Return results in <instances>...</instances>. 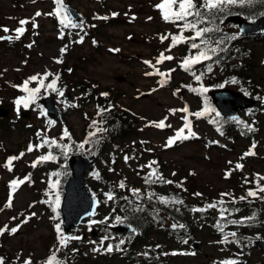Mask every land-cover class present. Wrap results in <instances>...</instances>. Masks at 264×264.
I'll return each mask as SVG.
<instances>
[{
  "label": "rangeland",
  "instance_id": "374dc122",
  "mask_svg": "<svg viewBox=\"0 0 264 264\" xmlns=\"http://www.w3.org/2000/svg\"><path fill=\"white\" fill-rule=\"evenodd\" d=\"M159 2L160 0H65L66 4L76 7L85 16L83 18L84 30L80 32L79 29H72L69 31L72 33L71 36L66 32L64 38L61 39L60 36L56 37V33L52 31L57 29L51 21L52 17L44 15V13L51 12L53 4L51 0H35V2L34 0H0V27L10 29L8 33L0 30V36L11 35L14 37L15 33L11 30L20 26L19 20L30 19L37 11L42 13L40 17L35 18L38 27L33 29L31 23L25 25L27 31L20 39L0 40V102L2 100L0 107L7 109L8 112L7 116H0V208H3V211H0V227L5 224L9 228L14 227L31 213H36L26 224L21 225L15 235L5 233L0 236V248L7 254L6 260L9 262L13 260L12 264H19L26 257H30L33 264H41L40 262L45 261L51 251H54L58 246L55 224L60 219H53L56 212H53L49 204L41 203V201L50 198L45 195L50 191L49 180L42 175L46 170L37 171L31 167V161L37 159L38 151L27 152L29 144L27 139L29 136L31 138V129H36L56 139L58 132L64 126L68 129L72 127L77 136L81 135V127L84 122L82 117L89 114L82 115L81 113L80 108L84 99H81L79 90L75 88L76 82H83L91 87L95 86L96 91L100 90V94L109 90L111 96L116 97L114 101L119 106L136 114L137 117H134L137 119L138 126L126 143L118 141L117 146L120 148L114 149V153L109 154V162L114 166H112V170H109L108 167L107 172L110 173L108 182L117 190L104 186V192L101 193L103 198V207L100 209L103 213H101V219L96 218L97 223L95 224H91L88 219H85L79 226L66 233L82 238L71 241L67 249H63L57 254L59 258L70 251V258H68L69 255L62 258L66 264H125L124 261H121L116 250L112 253L92 251L106 235L110 237L108 242L112 241L114 249L119 240L123 239L122 236L125 237L123 232L120 236L118 232L110 230L109 227L98 221L109 223V220L105 219L110 214L109 210L114 207L116 195L121 194L122 191H129V187L137 189L138 181L142 186H145V180L140 178V174L148 176L151 169L142 166L153 161L155 156L160 158L161 163H156L153 167L158 173H162L166 180H171L174 183H165L164 185L158 181L155 183L157 187L150 188V185L148 192L155 191L164 196L167 192L173 191L176 201H183L181 204H176L196 205L192 209L204 208L207 204L221 199L225 201V204L219 207L229 208L232 203L231 198L221 197V193H230L231 197H235L237 200L240 196L246 195L249 188H255L254 183H244L245 177L252 181L255 180L257 174L264 176V99H259L254 107L248 108L240 114L241 121L245 124L252 123V128L255 129V131H249L248 137L232 128H228L230 129L228 133L223 131L226 134L221 135L214 125L209 124L210 120H217L214 118L215 113H211L200 119H196L194 116L189 117L193 122V131L197 134L195 138L177 141L172 147H165L168 138L174 137L176 131L184 123L180 117L185 113L177 112L172 115L169 112L170 109H180L185 105L190 112L200 111L205 106L213 108L208 102L207 96L191 91L188 86L197 89L203 86L209 92L210 89L227 83H215L213 80L219 76L215 72H206L201 79L203 84L199 86L193 76H187L186 72L180 68L179 59L182 57L180 47L168 52L166 49L170 39L164 43H161L159 39L161 34L178 32V28L174 24L162 20L159 10L154 7ZM112 13L119 15L113 16ZM131 15L135 16V19H132ZM104 16H107L108 19L94 18ZM148 17H152V19L148 20ZM229 30L235 31L236 29L229 26ZM58 31L61 33L60 29ZM77 32H80V35H84V32L87 33L83 43L72 42L79 39L76 35ZM246 41L252 54L250 57L248 56L244 65L246 67L244 75L247 76L242 78L241 82L246 85L252 81L262 89V98H264V38L259 40L247 38ZM29 44L32 46L28 47ZM64 45H68V50L63 56V63L57 64L54 58L60 57V49ZM111 49H120V51L113 52L110 51ZM122 50H127L128 54L123 53ZM161 52H164L165 55H173L175 59L165 61L156 67L163 72L176 69L172 73L171 79H168L163 87L160 86L159 81L164 78L158 75H145V72L153 71V69L144 63L149 60L156 64V58ZM200 68L201 66H198L196 70L200 71ZM69 69H71V74L67 75ZM46 70L59 73L61 79L58 81L57 87L68 92L66 98L44 90L40 95L42 97L48 93L54 96L55 105L60 110V118L53 120L49 117L38 99L36 104L28 108L29 116L26 123L30 125V129L23 127L20 123L11 125L8 118L16 117L18 112L14 103L16 95L13 93H17L19 89L13 85H22L28 77L44 73ZM120 75L124 77L123 81L117 80L116 77ZM51 79L52 77H49V80ZM208 83L211 85H206ZM36 86L35 82L30 85V87ZM227 87L235 88L236 86L228 85ZM153 89L156 90L152 91ZM177 89H179L178 92ZM144 92L148 94L142 96ZM174 93L176 94L174 95ZM22 109H24L23 106L20 107V110ZM84 109L88 110L85 107ZM42 111L45 113L44 115H41ZM165 117L168 118L165 123L171 124L170 128L146 127L150 121L158 122ZM49 120L55 121V124L50 125ZM185 131L187 132V130ZM141 141L145 143L141 144ZM253 142L256 144L254 149L256 155L241 159L243 154L251 148ZM90 144L91 148L84 151L86 154L97 155L98 145ZM147 149H151V151H147ZM21 152H24L25 156L14 161L13 170L8 171L4 167L6 158L18 156ZM125 155L135 158L129 159L126 163ZM229 161L232 163L229 164ZM98 162H100L99 156L95 158V165ZM237 163L244 165L242 170L235 169ZM226 171L232 173L228 178H225ZM28 174H31V181L21 185L15 193L13 207L4 208L8 200L10 181L17 178L23 179ZM117 179H120V182L123 181L127 189L119 188V184H115ZM91 181L95 183L97 190L101 189V186L93 178ZM181 182L182 186L178 187L177 185H181ZM108 191L115 194L113 200H107L105 193ZM195 193H202V195L197 196L194 195ZM43 195L44 197H42ZM243 201V206L249 210L250 208L247 206L249 203L247 200ZM251 204L258 203L253 201ZM30 205L31 207H29ZM219 207L201 212V214L211 216L213 220L202 218L204 225L201 230L195 233L194 240L198 242L196 249L192 246L191 241L185 244L183 239L169 238L161 235L158 231H151L148 234V241L153 242L154 246L162 247V256L156 257L159 259L158 264H220L221 261L228 258L238 259L240 262L245 261L247 264H264V249L251 242L253 238L257 239V237L264 239L262 233H238L239 239L244 240L240 246L232 243L226 248L218 242L214 235V223L219 221L226 227L236 226L228 221L240 220L241 215H244L225 213L227 220H221ZM216 212H219V216H216ZM157 215L162 218V223H171L169 219L165 218L166 214L165 217L162 214ZM12 217L17 219L13 220ZM91 227L96 229L97 236L91 235L89 231ZM225 230L229 231L228 228ZM93 241L96 243H92ZM107 244L106 240L104 247H107ZM73 248L78 251L73 253ZM173 252H194L195 255H172ZM164 253H168V255ZM18 257L20 259H17ZM42 263L44 264V262Z\"/></svg>",
  "mask_w": 264,
  "mask_h": 264
},
{
  "label": "snow or ice",
  "instance_id": "6c2138e0",
  "mask_svg": "<svg viewBox=\"0 0 264 264\" xmlns=\"http://www.w3.org/2000/svg\"><path fill=\"white\" fill-rule=\"evenodd\" d=\"M35 2V0H34ZM53 3L55 5V8L52 12L44 13V15H50L55 16L59 24L61 25V36L60 38H64V29L72 28V29H79L80 32H83L84 30V21L81 19L79 21H76L73 17V14L68 8V6L65 3V0H53ZM264 6V0H160L159 3L154 5L156 9L159 10L161 18L166 23L174 24L178 29L179 32L176 34L173 33H166L161 34L159 36V39L161 43H164L165 41L170 39V43L168 45V48L166 51L171 52L174 48L178 47L181 44H188L189 46V55L185 56L182 61L180 62V67L186 71L191 72V75L195 78L197 82L201 81L202 76L204 75L203 72H200L197 74V72L194 70L195 66L198 64H203L206 61H212L213 63H219V53L227 51V48L223 47L226 42H230L232 40H235L237 36L235 34L229 35L227 33H223L220 27V23H223V19L227 15H231L230 9L234 7H246V6ZM223 14V15H221ZM264 14V13H262ZM42 13L40 11H37L34 14V17L28 19H22L18 21L19 27L15 28L14 31L15 36H0V40L3 39H20L25 32L27 31L25 25H28L31 23L32 28L35 29L38 27V24L36 23V17H40ZM113 16L119 15L118 13H112ZM127 15V14H126ZM95 19H102L107 20L108 17H94ZM132 19H135V16H132ZM152 17H148V20H151ZM219 21L220 23H217ZM203 25V26H202ZM92 27H95V25H92ZM0 30H2L4 33L10 32V29L7 27H0ZM80 32H77L76 35L79 37V39L72 41L73 43H83L84 42V36L87 35L86 32H84V35H80ZM191 33V35H185V33ZM67 35L71 36L72 33L68 32ZM131 39V37H129ZM93 43H96L93 41ZM32 45L29 44L28 47H31ZM68 50V45H64L60 49V57L54 58L55 63L62 64L63 63V56L66 54ZM194 50V51H193ZM110 51L113 52H119L120 49H111ZM214 57L216 58L214 60ZM175 57L173 55H165L164 52H161L159 56L156 58V64H153L152 61L146 60L144 63L148 65L150 68L153 69V71L145 72L146 76H154L158 75L164 79L159 81L160 86L163 87L164 84L167 82L168 79H171L172 73L176 69H169L167 72L161 71L159 68L156 67V65L163 64L165 61H173ZM207 70L208 72L212 71V64H207ZM68 71H71L69 69ZM49 77H52L50 82L46 83V81L49 80ZM61 76L59 73H52L51 71H45L44 73H37L34 74L27 79L23 81L22 85H13V87L19 88L25 95H22L15 99L14 103L16 105V109L19 112L20 107L23 106V108H29L31 105L36 104L37 100L40 98L42 90L44 91H51L54 93H57L58 96L63 97L64 91L62 88L57 87L58 81H60ZM35 82L36 87H30V85ZM232 84H237L239 81L236 80V78H232L230 81ZM95 87V86H93ZM189 89L193 92H199V93H206L208 91L207 88L201 86L199 89L193 88L191 86H188ZM220 87H223V85H220ZM156 89H153L152 91H155ZM179 89H177V92ZM176 93H174L175 95ZM101 96L107 97L108 93H101ZM245 95H249V93L245 92ZM257 99H264L262 97H257ZM75 106V105H73ZM37 107L39 105L37 104ZM114 106L109 104L107 108L102 107L100 105H97V116L101 117L99 121L93 120L92 124L89 126L93 129V131L88 133V136L83 142H80L78 145H76L77 148L81 150H87L85 149L86 144L94 143L99 144L100 140L96 139L93 140V137H96L98 133H103L106 131L105 128L100 127L99 125L103 124L106 116L105 113H110L112 108ZM169 112L172 115H175L177 112L185 113V115L181 116L180 118L184 121L182 127H180L177 131L174 137H169L165 147H172L177 141H184L191 138L196 137V133L193 131V122L189 117L194 116L196 119L204 118L209 116L211 113H215L216 117L220 116V113L216 111L214 108H210L209 106H205L202 110L196 111V112H190L189 108L185 105L183 108L180 109H170ZM45 113L42 111L41 115H44ZM168 118L165 117L164 119L156 122V121H150L147 126H154L157 129H164L165 127H171V124H166L165 121ZM232 121L236 122L237 124L243 125L248 131H255L254 128L251 127L249 124H245V122L241 121L238 117L233 116L230 118ZM210 123H219L218 121L210 120ZM48 123L50 125L55 124V121L49 120ZM187 130V132L185 131ZM217 131L220 132L221 135H223V131L221 127H217ZM37 137L40 140V143L38 144H32L30 143L27 147V152L31 153L33 151L39 150L41 148H44L45 146L48 147V151L44 155H40L37 157L36 160H34L31 164V167L35 168L38 164L47 162V161H56L58 157L54 155L52 149L53 147L60 149L61 153L67 156V153L71 150L72 144H64L60 141H63L64 139H67L69 141L72 140V135L69 132L67 128L63 129L62 135L60 137V141H58L55 138H49L42 133L38 132ZM145 143L144 141H141V144ZM215 143V142H214ZM256 148L255 142L251 145V148L243 154L241 159L247 156H253L256 155L254 149ZM147 151H151V149H147ZM94 154V153H93ZM25 156L24 152H21L18 156H10L7 158L6 162L4 163V167L8 171L13 170V162L18 161L22 159ZM135 157H129L128 155L124 156V160L127 163L129 159H134ZM157 162L156 161H150L149 164L142 166L147 167L151 169V172H149L148 176L145 177V183L146 184H155L158 181L161 183L166 184H172L174 183L171 180H166L161 174L157 172V170L153 167ZM232 162L229 161V164ZM244 167L243 164L237 163L235 165V169L242 170ZM231 171H226L225 178H228L231 175ZM53 176L59 177V173H52ZM175 175V173H173ZM97 178H99V174H96ZM31 181V174H28L23 179H13L9 183V195L8 200L6 204L4 205V208H11L13 207V197L15 193L18 191L21 185L25 184L26 182ZM264 176H261L257 174L255 180L250 181L247 177L244 178L245 184L254 183L255 188H249L246 192V195L240 196L239 200H248L249 197L253 198L254 200L259 199L264 201V196H261V193H264ZM60 184V180L56 179L55 181H50L49 188L50 191L46 192L45 195L49 196L50 198L45 201H41V203H47L52 207L53 212H56V216L52 217L53 219H57L59 216V213L57 212V209L59 208L61 204V197L58 191H55L58 189ZM119 188L124 189L126 187L125 183L121 181L119 183ZM182 186L181 185H177ZM133 195L136 197L137 200L141 199L140 196V190L139 189H131ZM155 195L154 193H150L148 195V199L151 200L152 196ZM194 195L201 196L202 193H195ZM54 196V199L51 197ZM105 196L107 197V200H113L114 195L110 191L108 193H105ZM228 196L231 198V202L235 203V197H231L230 193H221V197ZM123 199L128 200V197H123ZM161 203L167 204L169 203V199L167 197H158ZM172 203H183L182 200L171 201ZM99 203V202H97ZM129 203H132V201L129 200ZM225 204V201L223 199L209 203L204 208H194L192 211L194 212H205L208 209H216L219 206H222ZM31 207V205L29 206ZM136 211H143L144 209L137 205ZM0 211H3V208H0ZM238 211V210H237ZM220 212V218L221 220H227V217L225 216V213H228L229 215L231 212L229 209L224 207H219ZM94 214V213H92ZM90 214V215H92ZM36 213H31L30 216L25 217L24 220L21 221L20 224H17L14 227L9 228L7 224H5L3 227H0V236L5 235V233L9 235H15L21 228L22 224H26L29 219H31L32 216H35ZM13 220L17 219L16 217H12ZM127 219L121 218L120 216H116L115 220L118 224L124 223V220ZM256 220V216H250V217H242L240 220H233L228 221V223L235 224L237 226H250L249 222H253ZM105 221H100V223H104ZM92 224L97 223V221H91ZM131 233L134 235L136 230L135 228H132L131 225H128ZM184 228L185 226L183 224H180L177 226L176 224L172 225L173 229ZM217 229L223 234V238L219 243L222 244H229V243H236L240 244V239L237 238V233L235 231L233 232H224V225L221 224L219 221L216 224ZM91 230V229H90ZM55 231L57 232V240H58V246L55 248L54 251H51V254L46 258L44 261V264H66L65 260H61L58 258V253H60L63 249H67L69 246V243L73 240H80L82 239L79 236H72L67 235L63 232L61 223L55 224ZM231 237V239H229ZM109 236H104L100 241L97 247L93 248L92 251L94 252H106V253H112L114 250L116 251H123L121 248V245L125 244V240L121 239L119 240L118 244L115 245V249L113 244L109 243L107 244V247H104V242L106 240H109ZM259 239V237H257ZM96 243V242H92ZM183 243L187 244L188 240H183ZM157 247H160L157 245ZM78 251L77 249L73 248L72 252L75 253ZM148 253H144V255H147ZM165 255H168V253H164ZM172 255H180V254H192L195 255V253H177L173 252ZM17 259H20L18 257ZM0 264H6L5 258L0 257ZM21 264H33L32 259L26 258L23 259ZM220 264H240V261L238 259L234 258H228L220 262Z\"/></svg>",
  "mask_w": 264,
  "mask_h": 264
},
{
  "label": "trees",
  "instance_id": "16d2710c",
  "mask_svg": "<svg viewBox=\"0 0 264 264\" xmlns=\"http://www.w3.org/2000/svg\"><path fill=\"white\" fill-rule=\"evenodd\" d=\"M230 11L231 13H238L239 15L247 19H251L257 16L258 14H260L262 11H264V6H260V5L246 6L243 8L234 7L230 9ZM217 23H220V22L217 21ZM230 26L233 27L232 25ZM220 27L223 33H227L229 35L235 34L237 38L230 42H226L225 45H223V47L227 48V51L219 53V63H213L212 61H207L208 63H206L205 67H207V64L211 63L212 67L215 69L214 70L215 74L219 76L218 78H221L223 81H226V82H230L232 78H236V80L239 81V83L236 84L238 87H242V89H244L246 92L248 91L249 93L255 94V96L260 94L258 87L252 81H250V83L246 85L244 84V82H241V79L247 76V75H244V70L246 68L244 65L246 64V60L248 56L250 57L252 54L246 42H244L246 38L239 36L235 31L229 30V24H227L226 22L220 23ZM183 50H185V52L189 54L188 44L183 45ZM215 59L216 58L214 57V60ZM76 85L81 87L84 96H87V97L96 96L97 97L95 101V105H96L95 119L99 121L101 117L97 116V105L107 108L109 104L113 105L112 99H109L108 96L107 97L100 96L93 87L89 86L86 83L76 82ZM105 116H106V119L104 123L99 126L105 128L106 131L103 133H98L96 137H93V140H96V139L100 140L98 144V150H97V156H99V159H100V162H98L97 164V173L99 174V178H97L96 176L97 178L96 182L101 183V184H108L106 180V177H107L106 172L108 170V166H109L108 164L110 163L109 162L110 155H109L108 147L110 145H115L116 141H121V142L128 141L129 138L132 137V135L134 134V131L137 125L136 119L133 115L129 114L128 112L122 109H118L116 106L112 108L110 113H105ZM222 121L225 124L231 122L228 120H222ZM91 124H92V120H88L86 123V127H85V137L88 136L89 132L93 131V129L89 127ZM62 142L64 144H68V143L72 144V148L69 152L82 151L81 149L76 147V145H78L79 143H77V141L73 137L71 141L64 139ZM55 164H56V168L60 169L59 171L63 169L67 170L66 164H64V166H62L60 162H56ZM51 168L52 167H50L49 169ZM54 173H59V172L55 171ZM65 175L66 173H64L63 176L62 174H60L61 181L64 179ZM91 189L93 192H95L99 196H101V193L104 192V190L102 189L97 190V188L94 187L93 184L91 185ZM116 196L120 197V199H116L117 205L120 208L118 210L119 213L121 214L120 217L121 218L127 217V219H125L124 221L131 224L135 228L137 232L136 235L139 238H141L142 236H147L148 230L155 228V226L151 225L148 218H150L152 213L157 211V210H152L149 213H146L144 211H136L135 209L137 205L141 203L150 204L153 208L159 209L163 211L164 213H165V210H168L167 212L170 214L172 218L175 217V220L178 224H181L183 221L186 223L188 222L185 214L179 215L177 212H175L176 209L169 210V208H171L172 206L171 200H169V203L164 204V203H161L158 198H152L151 200H149L148 197L146 198L143 195L141 196L140 200H137L133 194H131L130 196L125 195V197H128V200L123 199V197H121L120 195H116ZM129 200L132 201V203H129ZM251 213L256 216V220H258V222L255 225L248 226L247 227L248 230L255 229V230H259L264 233V209L258 210L257 208H255L251 211ZM185 228L190 229L192 227L187 226ZM165 230H168L170 234L176 231V229H173L170 227H168ZM165 235H167V233H165ZM0 256L2 257L5 256V253L3 250H1V248H0Z\"/></svg>",
  "mask_w": 264,
  "mask_h": 264
},
{
  "label": "water",
  "instance_id": "95a60500",
  "mask_svg": "<svg viewBox=\"0 0 264 264\" xmlns=\"http://www.w3.org/2000/svg\"><path fill=\"white\" fill-rule=\"evenodd\" d=\"M73 17H77L74 9H71ZM264 13V12H263ZM229 20L237 23L242 34L264 32V14L255 18L251 22H246L238 15H232ZM211 96L217 106L219 113L225 116L236 115V109L246 107L254 100L241 95L238 91L229 88H220L211 91ZM47 113L57 116V110L52 105V98L42 99ZM2 112V111H1ZM91 157L73 155L69 159L71 174L64 183V193L61 201V214L64 228L68 229L72 225H77L86 216H91L98 205V199L91 196L86 188L84 172L91 169ZM117 228L129 227L119 225Z\"/></svg>",
  "mask_w": 264,
  "mask_h": 264
}]
</instances>
